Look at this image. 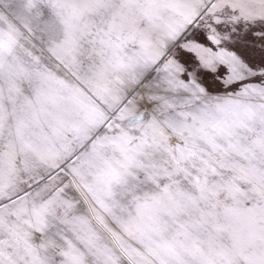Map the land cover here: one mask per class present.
I'll return each instance as SVG.
<instances>
[{"label":"snow or ice","instance_id":"6c2138e0","mask_svg":"<svg viewBox=\"0 0 264 264\" xmlns=\"http://www.w3.org/2000/svg\"><path fill=\"white\" fill-rule=\"evenodd\" d=\"M0 264H264V0H0Z\"/></svg>","mask_w":264,"mask_h":264}]
</instances>
